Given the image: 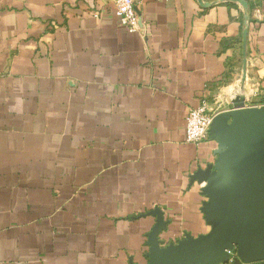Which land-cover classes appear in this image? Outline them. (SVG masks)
I'll list each match as a JSON object with an SVG mask.
<instances>
[{
	"label": "crops",
	"instance_id": "obj_1",
	"mask_svg": "<svg viewBox=\"0 0 264 264\" xmlns=\"http://www.w3.org/2000/svg\"><path fill=\"white\" fill-rule=\"evenodd\" d=\"M245 1L134 0L129 31L111 0H0V264H146L154 209L162 245L210 232L192 175L217 144L186 142V116L230 108L245 20L264 105V0Z\"/></svg>",
	"mask_w": 264,
	"mask_h": 264
},
{
	"label": "water",
	"instance_id": "obj_2",
	"mask_svg": "<svg viewBox=\"0 0 264 264\" xmlns=\"http://www.w3.org/2000/svg\"><path fill=\"white\" fill-rule=\"evenodd\" d=\"M197 1L202 7L233 2L245 12L248 8L245 0ZM247 29L245 20L238 92L230 99L229 109L214 115L208 131L217 144L216 157L192 175L204 183L207 201L202 212L213 223L212 229L162 245L158 235L166 225L162 212L154 209L156 223L147 233L146 264H226L228 250L235 252L231 264H264V105L246 104Z\"/></svg>",
	"mask_w": 264,
	"mask_h": 264
},
{
	"label": "built area",
	"instance_id": "obj_3",
	"mask_svg": "<svg viewBox=\"0 0 264 264\" xmlns=\"http://www.w3.org/2000/svg\"><path fill=\"white\" fill-rule=\"evenodd\" d=\"M114 5L116 17L121 26L126 27L129 31H136L138 27V15L135 9L134 0H111ZM212 106L206 98L201 103L189 110L186 116L185 141L190 143H199L209 135L208 131L212 119L219 112L220 104L215 102ZM230 257L226 264H231L235 252L228 250Z\"/></svg>",
	"mask_w": 264,
	"mask_h": 264
},
{
	"label": "rangeland",
	"instance_id": "obj_4",
	"mask_svg": "<svg viewBox=\"0 0 264 264\" xmlns=\"http://www.w3.org/2000/svg\"><path fill=\"white\" fill-rule=\"evenodd\" d=\"M257 103H263V101H261V102H257ZM252 104H254V103H252Z\"/></svg>",
	"mask_w": 264,
	"mask_h": 264
}]
</instances>
